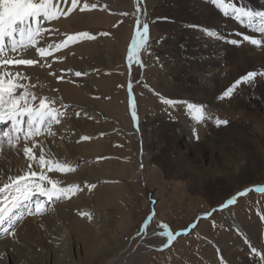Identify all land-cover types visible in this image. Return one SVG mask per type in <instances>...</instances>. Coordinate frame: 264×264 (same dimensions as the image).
I'll return each mask as SVG.
<instances>
[{
	"label": "rangeland",
	"instance_id": "rangeland-1",
	"mask_svg": "<svg viewBox=\"0 0 264 264\" xmlns=\"http://www.w3.org/2000/svg\"><path fill=\"white\" fill-rule=\"evenodd\" d=\"M240 1L226 0V3L264 11V0H251L253 3L243 6ZM85 2L89 5L88 10L81 12L77 8L69 15L49 22L48 26L50 31L61 32L64 40L70 35L64 34L70 28L63 24L78 12L81 15L78 17V31H86L96 37L69 44H77L75 46L79 49L83 45L84 49L81 48L79 53L81 58L76 63V70L61 71L60 76L63 75L64 79L56 80L57 84L67 79L75 87L78 85L76 89L82 98L85 97L78 100L82 106L96 102L93 105L95 117L90 116L87 124L80 126L76 121L79 116L75 114L78 112L80 115L79 110L83 107L69 103L70 99L57 97L59 101L54 106L67 113L60 118L61 123L65 126L64 119L68 118L74 124L73 130L70 131L68 125V130L65 128L64 131L72 136L71 140L64 139L72 147V158L65 162L74 171L45 169L49 175H56L52 180L58 182V187L78 185L80 190L67 199L53 202L39 197L45 201V210L40 214L23 215L14 229L16 231L22 221L29 219V223H34L29 236L0 232V243L8 238L7 242L16 241L8 244L10 249L4 251L0 264H106L108 261L109 264H233L232 261L240 263L239 257L249 260V264H261L254 262V257L261 258L258 250L255 255L251 251L259 247L264 252V220L261 219L264 215V193L251 191L229 208L214 212L210 218H202L242 189L264 187V76L252 86L239 85L231 98L221 99L222 93L248 71L242 73L238 69L234 77H226L227 81L230 79L229 83L225 84L226 79L219 81L217 78L223 79L225 75L218 73L221 70L217 67L209 68L208 64L209 57L215 59L218 53L209 47L211 55H208V46L203 44L207 36L223 40V36L213 28L220 31L224 27L230 28L234 22L237 24L234 29L242 41L233 46L243 45L245 50L235 56L240 57V61L243 57L264 58V46L253 45L244 39L255 33L252 24L248 25L247 18L237 21L234 15L223 16L218 7L207 0H80L79 7ZM92 4L97 7L91 8ZM69 6L70 0L60 7L66 9ZM225 19L230 22L227 24ZM260 19L254 17L252 23ZM137 20L141 24H149L148 44L145 45L148 51L140 48L129 61L132 40L138 39L136 33L140 26ZM57 23H61L60 26ZM193 26L205 29L197 30ZM241 29L250 33H240ZM198 38L203 39L198 42ZM258 40L264 41V37ZM22 50L19 48L8 55L15 58ZM58 51L63 54L67 49ZM67 56L70 55L64 53L60 63L64 64ZM227 56L234 58L231 53ZM257 62V66L263 64ZM58 64H55L57 70ZM232 65L239 67L241 63ZM75 71L87 75L75 77ZM192 78L208 85L207 89L213 87L214 80L224 86L221 93L214 95L219 111L205 109V119L197 126L191 129L170 128L168 132L163 127L166 117L174 122L184 113L177 106L163 104L162 100L177 99L171 85L176 81H191ZM206 96L202 101H213L209 96L205 99ZM183 101L186 105L189 102L188 99ZM61 102L70 107L61 108ZM133 110L137 113L136 120L132 119ZM209 115L211 120H208ZM126 117L130 125L124 123ZM217 118L227 119L229 124L217 127ZM57 125L53 127L58 129ZM0 127V130L7 128L3 124ZM84 136L89 139L82 140ZM130 136H135V140ZM196 136L198 139L194 138ZM44 137L46 134L39 138L47 139ZM60 141L65 147L62 139ZM33 150L36 156L40 154L39 147ZM225 151L234 156L232 158L237 157L236 169L233 161L222 159ZM64 152L68 157L69 149L64 148ZM45 158L60 163L47 154ZM72 160L74 163L71 165ZM34 161L31 163L37 166ZM177 161L182 163L180 170L185 174L178 175L172 171L174 165L180 164ZM75 172L78 179L72 178ZM153 212L155 216L147 229L142 230ZM26 224L23 223L24 226ZM162 225H167V230L172 233L187 230V234L179 236L168 248H163L166 237L154 235L164 231ZM250 226L257 228L255 245L249 238H244L243 230ZM18 249L20 254L23 253L21 256Z\"/></svg>",
	"mask_w": 264,
	"mask_h": 264
},
{
	"label": "snow or ice",
	"instance_id": "snow-or-ice-1",
	"mask_svg": "<svg viewBox=\"0 0 264 264\" xmlns=\"http://www.w3.org/2000/svg\"><path fill=\"white\" fill-rule=\"evenodd\" d=\"M225 17H232L234 15L237 21H242L247 18V23L251 26L254 17L264 18V11H252L249 9L237 7L234 3H226V0H207ZM69 0H0V124L6 125L7 129L0 134V148L7 142L10 148H15L19 143L21 136L25 141H31L33 147H29L25 143L23 147V154L29 161L37 159L33 152L34 147L40 148L38 158L39 171L33 170L31 163L28 165V170L22 175L9 176L6 182L0 186V232L7 235H15V226L23 215L40 214L45 210V201L38 199L45 198L47 202H53L60 199H67L71 194L79 191L78 185H69L68 187H58L57 181L50 179L47 171H61L71 172L73 168L66 164L54 163L51 159L45 158V147L43 143L37 144L35 137L42 134L54 137L56 133L52 130L54 124H60L61 117L67 115L66 112L61 111L60 108L55 107L56 99L49 96L39 97L31 89L35 85L29 83H22L21 81H28L29 77L21 71H13L12 66H33L38 63L34 59L12 58L8 53H15L19 48L34 46L38 42V38L42 37V33L49 31L43 27L44 22H51L59 19L61 16H67L76 10L80 5V0H70V6L62 9L60 5L68 4ZM96 4H92L91 8H96ZM88 3H84L79 7L81 12L88 10ZM231 10V11H229ZM139 11V8L137 9ZM137 37L133 39L128 55V60L131 61L133 53L138 52L140 48H148L149 24L144 22L141 24L137 20ZM200 30L202 26H193ZM142 28V31L140 30ZM209 32L208 30H205ZM258 31L264 34V22L258 28ZM107 36L108 33H101ZM96 37L86 31L77 32L75 34L67 35L66 39L56 44H49L47 47H38L36 51L41 57L50 56L53 51H58L61 48L68 47L70 43L79 40H94ZM253 45L264 46V41L257 40L253 37H244ZM224 43L239 45L240 41L230 40L224 37ZM43 66V65H41ZM50 67V65H49ZM71 69L62 70L70 72ZM52 75H55L54 73ZM87 73L75 71V77H81ZM258 76H264V72L257 73L248 72L243 77L238 78L233 85L229 86L221 96V99L230 98L233 95L234 89L241 84L252 86ZM58 80L63 79V75L57 77ZM147 86V85H145ZM161 98V97H160ZM38 101V103H36ZM163 104L176 107L179 103L176 99L164 98ZM70 107L61 102V108ZM187 109L195 113L197 121L205 119L206 110L202 105L193 102H187ZM79 116V113H76ZM26 118V119H25ZM132 119H137L135 110L132 112ZM212 117L209 115L208 120ZM229 124L227 119H215V125L226 126ZM198 139V136L194 137ZM82 140H88L89 137L84 136ZM50 185V187L48 186ZM94 187V185L92 186ZM255 191L264 193V187L245 188L231 195L224 203L220 204L218 208H214L212 212H207L202 217L203 219L210 218L214 212L223 211L234 205L240 197L246 196L249 192ZM87 215V214H84ZM155 216L153 212L145 221L142 230H146L148 223ZM91 218V217H89ZM264 220V215L261 216ZM164 231L154 233L166 237L163 243V248H168L173 241L181 235L187 234V230L172 233L168 231L167 225L161 226ZM195 227V225H193ZM140 235V233H138ZM255 251V250H254Z\"/></svg>",
	"mask_w": 264,
	"mask_h": 264
},
{
	"label": "bare ground",
	"instance_id": "bare-ground-1",
	"mask_svg": "<svg viewBox=\"0 0 264 264\" xmlns=\"http://www.w3.org/2000/svg\"><path fill=\"white\" fill-rule=\"evenodd\" d=\"M194 1V0H193ZM251 0H241V5H247ZM183 2V1H182ZM181 2V3H182ZM191 2V1H190ZM201 2V1H200ZM195 3V2H194ZM250 3H253V2H250ZM183 4V3H182ZM192 4V3H191ZM195 5V4H193ZM192 5V6H193ZM242 5V6H243ZM61 6V5H60ZM204 6V5H203ZM264 6V5H263ZM79 8V7H78ZM254 8V7H253ZM262 8V7H260ZM215 10V9H214ZM254 10V9H252ZM206 11V9H205ZM262 11V10H260ZM208 12V11H207ZM212 13V12H211ZM218 15V14H217ZM81 15L78 14V12H76L75 14L72 15V17H70V19L68 21H66L63 25L69 27L70 29H67V31L64 33V34H75L74 32L78 31V27L80 25V21L78 20V17H80ZM63 17V16H62ZM217 17V16H216ZM223 17V16H222ZM225 18V17H224ZM223 18V19H224ZM60 19V18H59ZM215 19V18H214ZM217 19V18H216ZM228 19V18H227ZM225 19V22L228 24L230 21ZM57 20V19H56ZM221 20V19H219ZM60 21V20H59ZM202 21H203V18H202ZM207 21V20H206ZM234 21V20H233ZM54 22V20H53ZM52 22V23H53ZM212 22V21H211ZM214 22H216V20H214ZM264 22V18L260 19V21L258 22H254L252 23V28H253V31L255 32L252 37L253 38H256L257 40L259 38H262L264 37V34H262L261 32L258 31V28L261 26V23ZM51 23V24H52ZM58 26H60L61 23H57ZM83 24V23H82ZM180 24V23H179ZM231 24V23H230ZM50 25V23H46L44 22L43 23V27L48 29V26ZM55 25V24H54ZM181 25V24H180ZM237 24L233 22V24L230 25V28H222L220 31H218L217 28H213V31L219 33L220 35H222V39H224V37H227L228 39L230 40H235V41H242L241 40V36L239 34L236 33L234 27L236 26ZM52 26V25H51ZM204 26V25H203ZM219 26V25H218ZM228 26V25H227ZM56 27V26H55ZM214 27V26H213ZM51 28V27H50ZM50 28H49V31H46L44 33H42V37L41 38H38V42L32 46H28V47H22V51L21 53L17 54L15 56L14 59L16 58H25V59H34L36 61H38V63L36 65H33V66H24V65H19V66H12V70L13 71H21L23 74L27 75L29 77V80L28 81H21L22 83H29L31 85H35L34 88H32L31 90L33 92H35L39 97H44V96H50V97H53L56 99V101H59V99H57V97H61V98H65V99H70L68 100L69 103H72V104H75L77 106H79L81 108L79 111H80V115H79V118L76 119V121L79 123V125L83 126L85 124H87V120L89 119L90 116H94L95 117V110L93 108V105L96 103L94 102V104H90V105H86L87 103H84L85 106H82V104L78 103V100L79 99H83L85 98L83 96H81V94L78 92V90L76 89V86L75 87V84H73L70 80L68 81L67 79H65L64 82H61L59 84L56 83V80H57V77L60 76V72L62 70H68V69H71V70H76L77 69V61L81 58L79 56V53L80 51L82 50L81 48H83L82 46L83 45H80V49L75 46L77 44H73V45H68V47H65L67 49L66 52H63V54H60V52L62 51H56L55 53L51 54V57L50 56H45V57H41L39 55V53L36 51V49L38 47H47L49 44H56V43H59L61 42L62 40V36H61V32L59 31H50ZM54 28V26H53ZM221 28V27H220ZM195 29V28H194ZM202 29H205V28H202ZM243 30V31H242ZM179 31V30H178ZM204 31V30H203ZM79 32V31H78ZM200 32V31H199ZM210 32V31H209ZM244 32L245 34H249L250 32H246L245 29H241L240 30V33ZM192 33V32H191ZM197 36V35H196ZM207 36V35H206ZM203 39V38H198V42H200V40ZM190 42V41H189ZM245 42V41H244ZM96 44V43H95ZM201 44V43H200ZM203 44L204 45H207V54L208 55H211V50L208 49L209 47H212V50L215 52V53H218V56L217 59L218 61H214L215 59L212 57H209V61H208V64L210 65L209 68H218L219 71L218 73L220 74H224L225 77L223 79H220V78H217L219 81H225L226 77H234L235 74H237L238 72H254L256 71L257 73H260V72H264V58H258L256 56H252L250 58H246V57H243L242 61H240V57H236L235 55H240V54H243L244 53V48L242 46H239V47H235L233 45L235 44H228V43H224L221 41H217V40H214V39H211L209 36L205 37V39H203ZM241 44V43H240ZM91 45V44H90ZM188 46V45H187ZM193 46V45H192ZM95 47V46H94ZM194 47V46H193ZM199 47V46H198ZM247 47V46H246ZM87 48V47H86ZM205 48V47H204ZM64 49V48H63ZM84 49V48H83ZM252 49V48H251ZM259 49V48H258ZM86 50V49H85ZM197 50V49H196ZM205 50V49H204ZM247 50V49H246ZM250 50V49H249ZM93 51V50H92ZM202 51V50H201ZM260 51V50H259ZM113 52V51H112ZM64 53H67V55H70V56H67L66 60H65V63H60V57H64ZM84 53V52H83ZM234 54V58H229L227 56V54ZM14 54V53H12ZM95 54V53H94ZM202 55V54H201ZM261 55V54H260ZM11 56V55H10ZM94 56V55H93ZM107 56V55H106ZM193 56V55H192ZM198 57V55H196ZM250 56V55H249ZM258 56V55H257ZM13 57V56H12ZM84 57V56H83ZM191 57V56H190ZM204 57V56H203ZM215 57V56H214ZM231 57V56H230ZM242 57V55H241ZM248 57V56H247ZM111 58V57H110ZM202 58V57H201ZM207 58V57H206ZM86 59V58H85ZM259 59V60H258ZM262 59V60H261ZM108 61V60H107ZM240 61V62H239ZM259 61V62H262L263 64L260 66H257L256 65V62ZM59 62V66H58V71L57 70V67H56V63ZM110 62V61H108ZM112 62V61H111ZM189 63V62H188ZM240 64L239 67H235L232 65V64ZM258 63V62H257ZM87 64V63H86ZM43 65V66H41ZM50 65V67H49ZM70 66V67H69ZM80 66V65H79ZM86 66V65H84ZM238 66V65H237ZM56 67V69H55ZM258 67V68H257ZM188 68V67H187ZM240 69L238 72L237 70ZM211 70H214V69H211ZM217 71V70H216ZM150 72V71H149ZM247 72V73H248ZM55 74V75H52V74ZM196 75V74H195ZM213 75V74H212ZM221 75V77H223ZM90 76V75H89ZM197 76V75H196ZM68 77V76H67ZM72 77V76H70ZM200 77V76H199ZM218 77V76H217ZM259 77H262V76H258L257 79H259ZM170 78V77H169ZM214 78V77H213ZM64 79V78H63ZM72 79V78H71ZM233 79V78H232ZM79 80V79H78ZM218 80H214L213 81V87L211 89H207V86L202 84V81L198 80V79H195V78H192L191 81L190 80H186V81H176L174 84L171 85V89H175L176 91V97L177 99L179 100V103L177 105V109L181 112V113H184L180 118H178V121H172L171 119H169L168 117H166L167 119H165V123L163 124V127L165 128L164 130H167L168 132L170 131V128H189L191 129L192 126H197V123H199L200 121H197L195 119V113L186 109V103H184L183 100H189V102H193V103H196L198 105H202L204 107V109H206L207 111H214V110H218L219 111V105L217 103H215L214 100H216L215 98V93H219L220 90H223L224 86H222V84L220 82H218ZM230 80V79H229ZM229 80L227 81L226 79V83H229ZM260 80V79H259ZM73 81V80H72ZM76 81V79H75ZM91 84H92V79L90 80ZM222 82V83H223ZM204 83V82H203ZM259 83V82H258ZM82 85V84H81ZM170 85V84H169ZM228 85V84H227ZM226 86V85H225ZM86 87H84L85 89ZM87 89V88H86ZM226 89V88H225ZM81 91V89L79 90ZM48 92H50L49 94H47ZM88 93V92H87ZM221 93V92H220ZM90 94V93H89ZM209 96V98H211L213 101L211 102H205V101H202V97L203 96ZM215 95V96H214ZM207 96L205 97V99L207 98ZM175 97V98H176ZM88 98V97H87ZM231 98V97H230ZM176 99V100H177ZM89 100V98L87 99V101ZM86 101V102H87ZM209 101V100H207ZM223 101V100H222ZM230 100H227L226 102H229ZM38 103V101L36 102ZM83 103V102H81ZM74 107V106H73ZM240 107V106H239ZM102 108V107H101ZM228 108V107H227ZM75 110V109H74ZM178 110L176 111L178 113ZM222 110V109H221ZM69 111L73 112L72 109ZM236 111V110H234ZM126 112V111H125ZM222 112V111H221ZM78 113V112H76ZM124 113V112H123ZM122 113V114H123ZM213 113V112H212ZM227 113V112H226ZM75 114V112L73 113ZM125 114V113H124ZM179 114V113H178ZM192 114L194 116H192ZM219 114V113H218ZM76 115V114H75ZM180 115V114H179ZM66 118V117H65ZM173 118V117H171ZM176 118V117H175ZM26 119V118H25ZM96 119V118H95ZM63 120V119H62ZM74 121V120H73ZM118 121V119H117ZM162 121V120H161ZM196 121V123H195ZM64 122H65V126H63V123H61V125H57V128H54L52 126V130L56 133V135L54 137H51V136H47L46 134V137L44 138H47L45 140H48L46 143L45 140H43L42 138L40 139L39 137L40 136H37L35 137V140H36V143L37 144H40V143H43L44 147H45V154L49 155L51 158H56L55 160H57L58 162H60L61 164H69V163H66L65 161L68 159V158H72L71 157V151H72V147L70 148L71 146V143H65L64 139L68 138L71 140L72 136L71 134L68 135L67 134V131H65V128L67 129L68 128V125L69 127H71L70 131L73 130V126L74 124H72L71 120L69 121L68 118L64 119ZM124 123H126L127 125H130V121L128 119V117H126L124 119ZM143 123V122H142ZM122 124V123H121ZM144 124V123H143ZM203 124V123H202ZM194 126V127H195ZM88 129H89V126H87ZM199 127V126H198ZM6 128V127H5ZM5 128H3L2 130H0V134H2V131L3 130H6ZM76 128V127H75ZM93 128V127H92ZM1 129V127H0ZM77 129V128H76ZM68 130V129H67ZM177 130V129H176ZM196 130V129H195ZM140 131V130H139ZM124 132V131H123ZM73 133V132H72ZM122 134V133H121ZM142 135V134H140ZM42 136V135H41ZM124 136V135H123ZM144 137V136H143ZM135 136H130V139L132 140H135ZM60 139H62V142L64 144L65 147L62 146V143L60 141ZM127 139V137H126ZM141 140V139H140ZM143 140V139H142ZM58 141H60L58 143ZM67 141V140H66ZM145 141V140H144ZM214 141V140H213ZM217 141V140H216ZM69 142V141H68ZM207 142V141H206ZM25 143H27V145L29 147L32 146V142L31 141H25L23 136H21L20 138V141L19 143L16 144V147L15 148H10L9 145L7 144V142H5L2 146V148H0V186H2L3 182H6L7 181V178L11 175V176H15V175H22L24 174V172H26L28 170V165L32 162V161H29L27 159V157L24 156L23 154V147L25 145ZM68 144V146H67ZM212 144V143H211ZM33 147V146H32ZM38 148V147H36ZM64 148L65 149H69V156L67 157L65 155V152H64ZM37 150V149H36ZM34 152V150H33ZM212 152V151H211ZM35 153V152H34ZM224 155H221L222 159L225 161H233V166H235V169L237 168V164H238V159L237 157L235 158H232L234 156H232L231 154L229 155L228 152H222ZM208 154V153H207ZM36 155V154H35ZM183 155V154H182ZM184 156V155H183ZM37 159L35 160L37 163H38V158H39V155L36 156ZM143 158V157H142ZM34 161V162H35ZM64 161V162H63ZM178 163L180 161H177ZM72 163H74V160H72L71 162V165ZM230 163V162H229ZM32 165V168L33 170H36V171H39V167L38 165L37 166H34L33 163H31ZM191 165V164H189ZM194 166V165H193ZM263 166V165H262ZM182 167V163L180 162V164L177 166L174 165V168L172 169V171L174 172V174H178V175H181V174H185V172L181 171L180 168ZM186 171V170H185ZM223 171V170H222ZM191 172V171H190ZM48 177H51L50 179H53L56 177V175L53 173V174H48L46 173ZM187 174V172H186ZM73 179L77 178L78 179V173L75 172L72 176ZM248 182V181H247ZM191 184V183H190ZM195 185V184H194ZM249 186H253V184H250ZM193 188V187H192ZM245 188V187H244ZM75 206H79L78 204H75ZM61 208V207H60ZM64 208V207H63ZM72 208V207H71ZM68 211V209H67ZM66 212V211H65ZM59 213V212H58ZM57 215V214H56ZM51 216V215H50ZM68 216V215H67ZM25 217V216H24ZM52 217V216H51ZM55 217V216H53ZM61 218V217H60ZM58 219H59V216H58ZM41 220V219H40ZM56 220V219H55ZM29 219H25L24 221H22V223L20 224L21 226L19 228H16V231H15V236L17 235H24V236H29L30 235V231H32V228H33V224L34 223H29L28 222ZM41 223H43L42 221H40ZM229 223V221H227ZM23 223H27L26 226L23 225ZM57 223V222H56ZM231 223V222H230ZM32 224V225H31ZM50 224V223H49ZM54 225V224H53ZM24 227V228H22ZM42 228V227H41ZM57 229V227H55V230ZM256 229L255 227L253 226H250L248 228V230L244 231L243 230V234L245 235L244 238H246L247 240L250 239V241L255 245V243L257 241V239H255L256 237ZM42 230V229H40ZM93 232V231H92ZM248 235V237H247ZM249 238V239H248ZM9 239V238H8ZM4 240L2 243H0V258L1 256L3 255V253H5L4 251L5 250H9L10 248L8 246L9 243L10 244H13L15 242H10L7 240ZM25 240V239H24ZM14 241V240H13ZM7 242V243H6ZM14 247V246H13ZM147 249V248H146ZM15 250V249H14ZM255 250V251H254ZM253 251V255H255V252L256 250H258L259 254H260V260H259V256L258 257H254L255 260L254 262H258V263H261V264H264V252H263V249L257 247L255 248ZM18 255L21 256L23 253L21 252L20 254V250L18 249ZM230 251V249H229ZM247 255V254H245ZM252 257V256H251ZM253 258V257H252ZM240 259V263L238 262H234L232 261L233 264H249V260H245V259H242L241 257H239ZM1 261V260H0ZM113 263V262H112ZM106 264H109V261L106 262Z\"/></svg>",
	"mask_w": 264,
	"mask_h": 264
}]
</instances>
